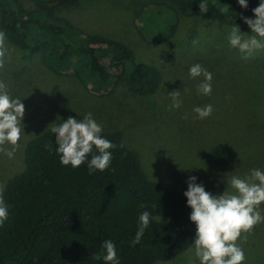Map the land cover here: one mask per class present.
Here are the masks:
<instances>
[{"label":"rangeland","instance_id":"rangeland-1","mask_svg":"<svg viewBox=\"0 0 264 264\" xmlns=\"http://www.w3.org/2000/svg\"><path fill=\"white\" fill-rule=\"evenodd\" d=\"M20 1L25 7L33 6L30 0ZM152 1L160 0H78L54 8L56 15L83 32L119 40L133 49L134 58L123 69L112 68L120 77L107 89H95L91 83L84 87L72 68L55 72L44 64L40 52L7 40L15 52L0 64V81L11 96L22 99L25 134L12 159L0 155V196L8 179L23 169L29 139L56 118L59 123L60 118H80L86 112L102 124V132H119L123 145L136 153L148 176L166 188L183 193L187 177L195 175L206 191L219 194L232 191L223 178L243 177L253 168L264 170V48L242 59L229 48L226 31L234 23L245 33L250 34V29L242 20L226 22L207 11L181 16L175 34L165 42L145 41L136 31L135 18ZM257 5L255 0L248 17H253L251 10ZM241 16L242 9L236 17ZM139 63L154 66L161 74L153 94H136L129 84L128 74ZM195 63L212 73L208 96L197 95V81L188 78V68ZM172 91L180 92L179 109L167 108ZM206 104L213 107L211 115L195 119L193 107ZM218 144L230 150L224 166L211 162L210 152ZM236 243L244 251V264H264V222L242 232ZM155 264L198 262L191 245L172 260Z\"/></svg>","mask_w":264,"mask_h":264},{"label":"trees","instance_id":"trees-1","mask_svg":"<svg viewBox=\"0 0 264 264\" xmlns=\"http://www.w3.org/2000/svg\"><path fill=\"white\" fill-rule=\"evenodd\" d=\"M0 0V31L7 40L41 53L44 64L59 72L72 68L88 88L107 89L134 58L123 42L96 33H85L54 8L78 0ZM255 0H248V13ZM199 0H160L147 3L136 15L139 36L158 44L176 32L181 16L199 12ZM208 14L233 23L240 7L236 0H207ZM167 12L172 17H165ZM152 14V17L150 15ZM170 19V20H169ZM157 34L155 37L151 35ZM134 93L153 94L161 81L154 66L139 63L128 74ZM116 145L104 171L89 174L86 163L62 166L55 152L54 134L47 129L29 139L24 167L5 184L2 197L9 206L0 226V264H103L93 259L101 242L111 239L120 264L168 262L192 243L194 224L182 192L166 188L144 171L136 153L123 145L119 132H102ZM211 162L224 166L230 158L225 145H215ZM151 215L141 242L130 246L137 217Z\"/></svg>","mask_w":264,"mask_h":264},{"label":"clouds","instance_id":"clouds-1","mask_svg":"<svg viewBox=\"0 0 264 264\" xmlns=\"http://www.w3.org/2000/svg\"><path fill=\"white\" fill-rule=\"evenodd\" d=\"M241 9L248 7V0H236ZM200 13L208 11L207 0H199ZM253 17L241 16L242 22L250 29V34L243 32L237 24L226 31L225 40L230 49L241 54L242 59H248L254 50L264 48V0H258V5L252 8ZM247 34V35H245ZM15 52L7 45V37L0 31V64ZM188 78L197 81V95L208 96L212 91V73L201 64L195 63L188 68ZM169 110L179 109L182 105L179 91L168 93ZM213 111L211 104L195 106L192 112L194 118L203 120ZM25 107L22 99L13 97L7 90V85L0 81V155L12 159L15 155L21 134L24 133L22 123ZM76 118L69 116L60 122H51L46 129L54 134L55 152L62 166L78 168L86 163L89 174L104 171L112 161V149L116 147L101 133L103 126L97 122L91 112H86ZM152 175V172H151ZM228 188L213 194L206 191L203 181L195 175L187 177L186 207L190 209L188 220L194 224L195 233L192 238V249L198 264H244L245 254L236 243L242 232H249L254 225L264 222V170L253 168L243 177L232 175L223 178ZM9 206L0 196V226L8 219ZM151 215L144 210L138 214L137 228L130 241V246L138 245L148 228ZM93 259L103 261V264H120L116 245L111 239L101 242L100 251Z\"/></svg>","mask_w":264,"mask_h":264}]
</instances>
